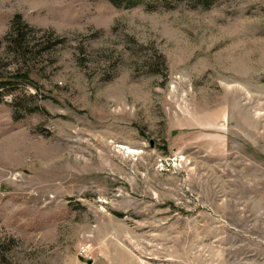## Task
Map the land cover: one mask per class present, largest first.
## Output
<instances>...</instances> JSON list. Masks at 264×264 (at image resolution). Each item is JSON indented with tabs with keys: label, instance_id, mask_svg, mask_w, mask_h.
<instances>
[{
	"label": "rangeland",
	"instance_id": "1",
	"mask_svg": "<svg viewBox=\"0 0 264 264\" xmlns=\"http://www.w3.org/2000/svg\"><path fill=\"white\" fill-rule=\"evenodd\" d=\"M0 79V264H264V0H0Z\"/></svg>",
	"mask_w": 264,
	"mask_h": 264
},
{
	"label": "trees",
	"instance_id": "2",
	"mask_svg": "<svg viewBox=\"0 0 264 264\" xmlns=\"http://www.w3.org/2000/svg\"><path fill=\"white\" fill-rule=\"evenodd\" d=\"M106 1L115 7H118V8L123 7L126 9L136 7L138 5H141L144 2V0H106ZM202 2L205 3L206 0H202ZM8 36H9L8 39H10L11 37H15L14 39H12V42L14 43L16 47H21L20 39L24 37V34L22 33L19 16H16L12 20L11 30ZM12 79L13 80L26 79V77L25 76H14ZM7 85H8L7 82L0 79V103L2 102L5 95L8 92L6 88Z\"/></svg>",
	"mask_w": 264,
	"mask_h": 264
},
{
	"label": "water",
	"instance_id": "3",
	"mask_svg": "<svg viewBox=\"0 0 264 264\" xmlns=\"http://www.w3.org/2000/svg\"><path fill=\"white\" fill-rule=\"evenodd\" d=\"M87 264H91V262H90V261H88V262H87Z\"/></svg>",
	"mask_w": 264,
	"mask_h": 264
}]
</instances>
